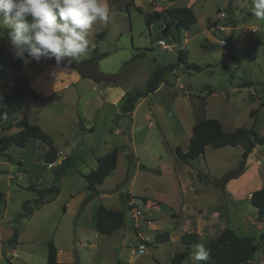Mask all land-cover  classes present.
<instances>
[{
	"label": "rangeland",
	"instance_id": "obj_1",
	"mask_svg": "<svg viewBox=\"0 0 264 264\" xmlns=\"http://www.w3.org/2000/svg\"><path fill=\"white\" fill-rule=\"evenodd\" d=\"M150 1H154L156 6ZM108 2L111 9L108 22L97 21L89 33L90 46L92 49L95 48V51L70 63L90 74V79L93 80L92 82L85 79L78 85L80 98L77 101V109L82 110L87 102L90 104L95 102L96 96L100 99L101 91L113 98L117 96V102L121 104L120 98L125 92L143 88L153 68L168 63L177 64L176 71L165 76L162 90L149 94L139 106L135 122L141 128L135 135L132 136L129 133L131 117L128 113H121L116 118L114 112L105 107L99 110L100 113L95 121L94 141L97 144L108 136L106 119L117 120L118 126L124 129L126 139L134 138L138 144L139 161L143 165L139 171L136 167V159L128 164L127 158L120 153L115 169L109 173L99 188L100 191L107 190L111 195L101 201L97 195L99 194L98 185L95 191L86 190L87 201L95 207V212L101 204L123 210L124 224L112 236L97 233L99 235L97 240L92 235V231L86 227H77L74 230L75 225L79 224L77 219L63 213L62 206L68 198V189L81 188L85 179L80 176V173L88 172L96 167L90 155L85 157V161L83 157L74 158L73 164L65 173V176L69 178L67 185L61 186V191L54 202L35 212L36 214L30 220L21 217L23 203L37 197L33 188L28 186L32 185L40 189L43 187H40L41 184L39 186L35 182H30V177L18 182L10 179L9 163L16 162L19 155L16 151L11 152L7 148L4 153L9 155V158L0 155V198L2 193L0 264H25V262L45 264L47 242L55 239L62 243L68 242L66 238L68 236L71 238L69 246L75 249L74 264H177L175 254L182 248L180 242L170 240L157 242L154 237L155 231L151 230L144 221H140L139 230L148 237L146 249L145 253L137 252L138 243L130 221L131 214L125 208L122 196L134 197L137 201L135 203L142 208L146 207L142 201L143 198L160 202V205L154 206V210L158 212H154L156 221L161 224L160 232L168 231L175 226L174 219L171 217L172 210L178 214L179 226L182 228L181 218L184 217L182 206L185 202L182 192L183 182L189 178L191 183L194 180V183L198 180L205 184L214 183L221 176V171L215 164L231 165L233 161L238 164L241 158L236 146L228 148L231 149L233 156L219 154L217 150L208 146L204 159H191L187 164L178 161L174 154V147L179 146L183 149L188 145L192 124L201 118H215L223 124L224 130L231 131L240 126L247 128L252 126L258 134L263 131L264 105L258 104L255 91L264 89V83H260L264 81V36L256 33L254 35L256 39L247 40L240 50H237L232 43V46L227 48L218 43V40L208 41L211 34H214L213 38L233 39L235 30L229 34L205 29L207 25L218 21L220 12L228 15L226 6L233 3L236 6V14L233 16L239 24L257 25L264 32V20L258 19L253 13V0H197L193 5L197 19L194 26L185 29L177 22L171 23L168 20L165 24L168 27L166 30L160 27L164 24L162 20L160 25L157 23L159 20H156L152 22L153 26H147L144 21L145 13L160 11L170 6H185L187 0H108ZM135 6H139L142 13L137 12ZM227 20V18L219 19V23L228 25L230 22ZM6 28L10 29L0 26V47L5 46L9 40L3 31ZM199 31L203 33H198ZM195 32L197 34L190 37ZM100 33L103 35L99 36ZM187 36L189 37L184 42ZM159 38L166 43L175 44V47L170 50L162 49L156 43ZM140 51L144 55L133 58ZM96 52H106L107 55L94 62L83 61L90 59ZM69 59L65 58V63L69 64ZM49 60L55 61L53 58ZM185 63H195L202 69L200 71L186 69ZM246 80L251 83L243 88L242 82ZM238 86L239 89H234ZM205 88H210L213 94L205 93L203 91ZM121 92L122 95H120ZM149 109L153 114L150 119L152 126L148 125ZM251 110H254V113L250 116ZM144 135L147 137L145 142L148 146L145 148L140 145ZM89 138L86 137L85 140ZM207 162L209 171L203 169ZM236 164L231 171L238 170ZM197 167H200L199 171ZM194 173L199 174L195 177ZM44 182L45 180L43 184ZM60 184L61 182H59V189ZM204 202H207L205 197L203 201L200 198L197 201L198 204ZM10 228L18 229L21 234L23 232L15 245L22 262L18 258H13L11 262L8 258L7 260L4 258L5 254L10 255L8 252ZM81 242L82 245H80ZM13 256L15 257L14 254ZM187 257L188 255L181 260L184 261L182 264H193L191 259H186Z\"/></svg>",
	"mask_w": 264,
	"mask_h": 264
},
{
	"label": "crops",
	"instance_id": "obj_2",
	"mask_svg": "<svg viewBox=\"0 0 264 264\" xmlns=\"http://www.w3.org/2000/svg\"><path fill=\"white\" fill-rule=\"evenodd\" d=\"M196 2L197 0H187V3L185 4V6L191 7L194 14L195 10L193 5H195ZM150 3L156 6V3H154V1H150ZM226 7L228 8V15H226V18L228 19L227 21H229L230 24H220L219 19L224 18H219L217 19L218 21H215L214 24L207 25L205 28L206 30L209 29L211 31H219L229 34H231L235 30L234 37L233 39L230 38V40L233 47H235L237 50H240V48L246 43L247 40L256 39V36H254L256 33L264 36V32L261 31L257 25L254 26L239 24L238 20H236L233 16V14H236V6H234L233 3H231V5L227 4ZM157 23L158 25H160L161 20L157 21ZM151 25L153 26V23ZM160 27L165 30L168 28L165 26V24L160 25ZM4 33L5 35H7L6 32ZM198 33L203 32L199 31ZM196 34L197 32L192 33L190 37H194ZM213 36L214 34L209 35L208 41H210V39L211 41L218 40V43L220 42V44L222 45L226 43L225 38H213ZM188 37L189 36L185 37L184 42H186ZM7 44H10L9 40L5 45ZM173 45L175 47V44ZM1 70H3V67L0 64V71ZM175 71L176 68L172 72ZM21 73L23 74L26 82L37 92L39 98H24L22 100L23 111L21 114H16L14 116L15 120H19L22 117H25L30 123L39 126L52 139L53 146L57 150V156L55 158V161L53 162H44L42 160V154L46 151L48 145L36 138L28 140L24 147L11 145L8 149L11 152L16 151L19 155V158L16 160V162L10 161L9 163L11 172L8 175L10 179H15L18 182L19 180H23L26 177H30V182H35V184H38L39 186L41 184V188L49 187L54 179V175L51 172L52 167L60 164L64 158L70 157L73 161L74 158L83 157V161H85V157L90 155L94 160V165H97V158L101 157L113 148L117 149V159L120 153H122L124 158H126L128 154L132 153L133 159H136V167L138 168V171L143 167L142 162L139 161V152L137 150L138 144L135 142L134 138H129L128 140L126 139L124 129L122 128V126H118L117 120L113 121L112 119H106L108 126H105L107 127L108 136L105 137L102 142L99 141L100 144H97L94 141V139L96 138L95 121L97 120V116L99 115V110L101 108H109L114 112V116H116V118H118L121 113H126H123L121 109L122 103L118 104L117 96L116 98H113L112 96L105 94L103 91H101V94L98 93L100 95V99L98 98V96H96L95 102L91 104L87 102L84 107H82V110L77 109V101L80 98L78 85L82 80L85 79L93 82V80L90 79V74H88L87 72H83L81 68H78L77 66H72L67 63H61V65L58 66L56 64V61L43 58L38 63L33 60L27 65L24 64L23 68L20 71V74ZM103 76L105 75L103 74ZM249 83L251 82L247 80L242 82V87L244 88L245 85ZM260 83L263 84L264 81H261ZM11 85L12 80L10 72L8 70H5L3 76H0V94L9 91ZM162 88L163 84H161L154 92L150 94L158 93L162 90ZM239 88L240 87L238 86L234 89ZM203 91L208 95L213 94V91L210 88H205ZM255 94L258 98V104L264 105V89H259L258 92L255 91ZM120 95H122V92L120 93ZM146 97L139 100L134 110L128 113L131 117L129 133L132 134V136L135 135V133L138 132L141 128L140 125L136 124L135 117L139 106L142 104V102H144ZM150 110L151 109H149L150 115L148 116V125L152 126V120L150 119L151 117H153V114L150 112ZM223 127L224 126L222 124V128ZM17 130L18 128L13 127L8 131V133H14ZM262 130L263 131L259 134H262L264 132V125L262 127ZM81 133H83L84 136H82L83 134ZM191 134L192 126L189 138ZM86 137H90L89 140L86 141ZM146 139L147 137L146 135H144L143 140L140 144L143 148L148 147L146 146ZM207 147L208 146L205 147L204 153L202 155L192 160H198L199 158L204 159ZM229 147L231 148V146H224L214 150H217L216 152H218L219 154L233 156L232 152L230 151L231 149H228ZM236 148H238L237 153H239L241 157L243 146L236 145ZM186 149L187 146L182 150L185 151ZM99 151H101V153L98 154ZM240 161L241 158L238 164H236L234 161L231 165L228 163H223L220 165L215 164V166H217V169L221 171V176L217 179L220 180L221 177H224V175H226L234 168L235 164L236 167H239ZM187 163H189V161ZM207 167L208 162L207 164H205V167L203 169L209 171ZM199 168L200 167H197L198 171ZM13 172L15 174H12ZM29 172L30 174H27ZM231 172L235 171L233 170ZM86 173L87 172L80 173V176L83 178V175ZM194 174L195 177L198 175V173ZM44 180L45 184H43ZM67 180H69V178L65 175L60 178L59 182H61V184L59 193L61 191V186L67 185ZM72 181H74V179H72ZM194 182L195 180L193 181V183ZM193 183L189 181V178H187L186 181L183 182L182 192L184 193L183 197L185 198V202L182 206V209L184 211V217L181 218V222H183L182 228L179 226L180 223L178 214H176V212L172 210L171 217L174 219L175 226L170 228L168 231L160 232L161 224H158V222L156 221L154 212H158L154 210V206L160 205L161 203L155 200H150L148 198H143L142 201L146 207H140L144 213L143 217L138 220V228H134L132 226L134 229V235H136L137 232H140V234L144 236L143 233L139 230L140 221H144L146 222V224H148V227L151 230L155 231L154 237L156 234L166 233V236L164 238L162 237V240L157 242H166L169 240L176 243L180 242L182 248L177 252L180 253L184 249V244L181 241V237L185 233L195 232L199 239L208 241L216 238L223 230L230 229L236 236L247 235L253 238L254 242L259 241L261 246L255 254L254 259L251 260V264H253V261L262 260L264 258V219L260 220L258 218L257 209L250 203V197L252 192L261 189L264 185V144L256 145L251 150L245 160L243 170L238 176L229 178L222 183L214 182L205 184L199 180L198 182L194 184ZM85 184L86 182L81 185V188L79 189H68V198L65 200L64 205L62 206V210L64 214L77 219V222L79 224L78 226L75 225L74 230L77 227H86L92 231V235L98 240L99 235H97V233H101L97 232L95 228V207H92V205L87 201V188ZM102 185L103 184H99L97 186V189L99 191V194L97 195L99 199H101V201L102 199H105L106 197L111 195L107 192V190L100 191L99 188ZM189 185L190 187L188 188ZM59 193L55 198L58 197ZM204 197L207 202L198 204V199L200 198L203 201ZM55 198L50 202L43 204L38 209H34L31 215L24 218H28V220L32 219L38 211L54 202ZM131 199L134 202H137L134 197ZM130 221L132 224L133 220L131 216ZM119 229L117 228L116 230H114L112 234H114V232L118 231ZM14 230V228L9 229L8 252L10 253V255L8 256L7 254H5L4 258H8V261L10 262L14 260L13 258H18L22 262L23 260L19 258L15 245L18 242V237H22L23 232L21 234L17 229L16 241L13 242L11 240V236ZM252 232L254 233L252 234ZM112 234H107L106 236H112ZM144 237L148 240L147 236ZM66 238L68 242L64 243L58 242V240L56 239L53 240L57 248V261L60 264H74L75 249H72L69 246L71 238L69 236ZM82 244L83 243L81 242L80 245ZM194 248L195 246L191 248V251L189 253L190 255L188 254V257L186 259H191ZM13 254L15 255V257L13 256ZM183 262L184 261H181L180 264H182ZM191 262H193L192 259ZM25 264H28V262H25ZM262 264H264V260Z\"/></svg>",
	"mask_w": 264,
	"mask_h": 264
},
{
	"label": "trees",
	"instance_id": "obj_3",
	"mask_svg": "<svg viewBox=\"0 0 264 264\" xmlns=\"http://www.w3.org/2000/svg\"><path fill=\"white\" fill-rule=\"evenodd\" d=\"M128 5V4H127ZM137 12L142 13L139 6H135ZM162 20L167 24L169 20L171 23L177 22L180 26L188 29L196 23V16L190 6H170L160 11H152L145 13L144 21L147 26H150L153 21ZM163 24V25H164ZM166 26V25H165ZM8 36L10 29H4ZM103 35V33L98 34ZM9 37V36H8ZM224 46L230 48V38L225 40ZM214 46V45H213ZM95 51V48L92 49ZM107 55L106 52H96L90 59L85 62H94L95 60ZM142 51L137 52L133 58L142 57ZM180 58V55H178ZM54 59V58H53ZM55 60V59H54ZM64 64V62H62ZM0 64L3 70L0 71V76H3L4 71L10 72L12 85L7 92L0 94V155H6L4 151L11 145L24 146L28 140L32 138L39 139L48 145L46 151L42 154V160L50 163L55 161L57 150L53 146L52 139L37 125L30 123L25 117L15 120L16 114H21L23 111L22 100L24 98H39L37 92L26 82L24 77L20 74L24 66V62L14 57L10 44L0 47ZM175 63H168L163 66H156L143 88L134 89L125 92L121 100V109L123 113H130L134 110L137 102L145 98L150 93L154 92L163 82H165L166 75L171 73L176 68ZM186 69H193L200 71L202 68L195 63H186ZM168 76V75H167ZM254 110L250 111V116L253 115ZM13 127L18 128L14 133H8ZM264 144V132L258 134L253 127H236L231 131H224L222 124L215 118H201L196 120L192 125V134L189 138L187 149L183 151L179 146L174 147V154L177 160L187 163L189 160L199 157L204 153L206 146H211L214 149L224 146L242 145L243 152L238 170L235 172H228L222 179L216 181L217 183L225 182L227 179L238 176L244 167L245 160L248 154L256 145ZM128 164L133 160L132 153L127 155ZM73 164L70 157H66L60 164L52 167L54 175V182L45 188H35L29 185L28 188H33L37 197L30 201L23 203V211L21 217H28L34 209H38L45 203L53 200L59 193L60 178L65 175L69 167ZM117 165V149L113 148L101 157L97 158V165L89 172L83 175L86 182V188L90 191L96 190V185H99L115 169ZM199 174V173H198ZM129 195L122 196V202L125 208H128L127 202ZM32 203V205H30ZM250 203L257 209L258 218L264 219V185L261 189L252 192ZM125 220V212L123 210H114L99 205L95 212V228L101 234H112L114 230L123 226ZM165 234H156L155 240L161 241ZM17 231L14 230L11 240L16 241ZM184 244L182 252L175 254V261L180 264L181 260L187 256L191 248L197 244H203L206 249L210 251V258L208 261H200L199 264H251L255 254L259 250L260 242H254L253 238L243 235L236 236L230 229L223 230L216 238L205 241L197 237L195 232L185 233L181 237ZM47 254L45 264H60L57 261V248L53 241H48Z\"/></svg>",
	"mask_w": 264,
	"mask_h": 264
},
{
	"label": "clouds",
	"instance_id": "obj_4",
	"mask_svg": "<svg viewBox=\"0 0 264 264\" xmlns=\"http://www.w3.org/2000/svg\"><path fill=\"white\" fill-rule=\"evenodd\" d=\"M252 8L264 20V0H253ZM110 12L108 0H0V26L10 28L11 51L25 65L54 58L59 66L91 53L90 30L97 21L107 23ZM209 258L202 243L195 245L193 264Z\"/></svg>",
	"mask_w": 264,
	"mask_h": 264
},
{
	"label": "built area",
	"instance_id": "obj_5",
	"mask_svg": "<svg viewBox=\"0 0 264 264\" xmlns=\"http://www.w3.org/2000/svg\"><path fill=\"white\" fill-rule=\"evenodd\" d=\"M219 18H226V13L225 12H220L219 13ZM156 43L162 47V49L164 50H170L171 48L174 47L173 44L171 43H166L163 39L159 38ZM128 209L130 211L131 214V218H132V226L134 228H138V220L141 219L143 217V210L140 208L139 205H137L131 198H129L128 202ZM136 242L138 243L137 245V252L138 253H145V249H146V241L147 238H145L144 236H142V234H140V232L136 233ZM133 245V244H131ZM264 258L262 260L259 261H253V264H262Z\"/></svg>",
	"mask_w": 264,
	"mask_h": 264
},
{
	"label": "water",
	"instance_id": "obj_6",
	"mask_svg": "<svg viewBox=\"0 0 264 264\" xmlns=\"http://www.w3.org/2000/svg\"><path fill=\"white\" fill-rule=\"evenodd\" d=\"M96 194V193H95Z\"/></svg>",
	"mask_w": 264,
	"mask_h": 264
}]
</instances>
